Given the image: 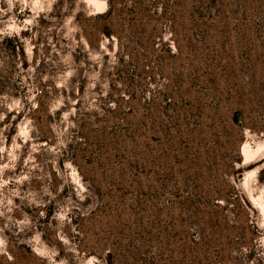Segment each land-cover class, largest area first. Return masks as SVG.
Returning a JSON list of instances; mask_svg holds the SVG:
<instances>
[{
    "label": "rangeland",
    "instance_id": "1",
    "mask_svg": "<svg viewBox=\"0 0 264 264\" xmlns=\"http://www.w3.org/2000/svg\"><path fill=\"white\" fill-rule=\"evenodd\" d=\"M0 264H264V0H0Z\"/></svg>",
    "mask_w": 264,
    "mask_h": 264
},
{
    "label": "trees",
    "instance_id": "2",
    "mask_svg": "<svg viewBox=\"0 0 264 264\" xmlns=\"http://www.w3.org/2000/svg\"><path fill=\"white\" fill-rule=\"evenodd\" d=\"M111 13V8L109 7L107 11L104 13V17H108Z\"/></svg>",
    "mask_w": 264,
    "mask_h": 264
}]
</instances>
